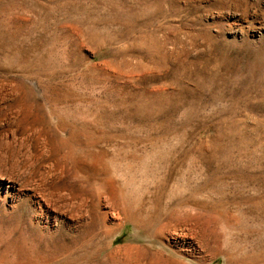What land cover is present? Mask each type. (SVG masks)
Wrapping results in <instances>:
<instances>
[{
    "label": "rangeland",
    "instance_id": "374dc122",
    "mask_svg": "<svg viewBox=\"0 0 264 264\" xmlns=\"http://www.w3.org/2000/svg\"><path fill=\"white\" fill-rule=\"evenodd\" d=\"M0 264H264V0H0Z\"/></svg>",
    "mask_w": 264,
    "mask_h": 264
}]
</instances>
